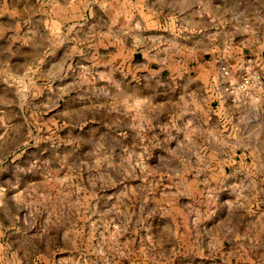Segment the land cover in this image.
<instances>
[{"label": "rangeland", "instance_id": "obj_1", "mask_svg": "<svg viewBox=\"0 0 264 264\" xmlns=\"http://www.w3.org/2000/svg\"><path fill=\"white\" fill-rule=\"evenodd\" d=\"M160 1L0 0V264H264V36Z\"/></svg>", "mask_w": 264, "mask_h": 264}, {"label": "crops", "instance_id": "obj_2", "mask_svg": "<svg viewBox=\"0 0 264 264\" xmlns=\"http://www.w3.org/2000/svg\"><path fill=\"white\" fill-rule=\"evenodd\" d=\"M183 0H174V3L167 0H161L160 4L163 7L166 6H178L182 3ZM227 9H224L223 18L216 17L214 10L215 2L214 0H195L194 4L198 6L196 12V18L194 21L198 23L196 26H191V23H184L177 10H174V13L169 14L168 21L170 22L169 30L170 31H179L187 28H191L194 31L201 33L202 38H214L215 34V23L216 21L223 20L227 26L223 27V30L227 29L232 32V34L226 35L227 37L235 36L238 31L243 32L247 37L254 35V32L257 30L261 32V36H264V0H228ZM235 3H232L234 2ZM167 19L165 18L164 21ZM171 23L173 26H171ZM166 29V27H165ZM212 51L216 49L213 46ZM175 48H182L179 45H176ZM249 51L246 47L241 49V52ZM178 52H181V49H178ZM251 52V51H249ZM264 61V52H261V59L259 64H262ZM217 67L221 65L230 66L231 60H226L225 62H218Z\"/></svg>", "mask_w": 264, "mask_h": 264}]
</instances>
